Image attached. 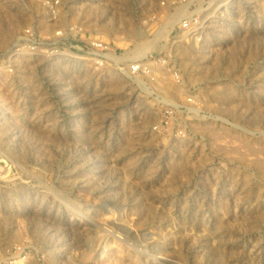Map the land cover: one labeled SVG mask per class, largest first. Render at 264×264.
Instances as JSON below:
<instances>
[{"label": "rangeland", "instance_id": "1", "mask_svg": "<svg viewBox=\"0 0 264 264\" xmlns=\"http://www.w3.org/2000/svg\"><path fill=\"white\" fill-rule=\"evenodd\" d=\"M0 264H264V0H0Z\"/></svg>", "mask_w": 264, "mask_h": 264}]
</instances>
